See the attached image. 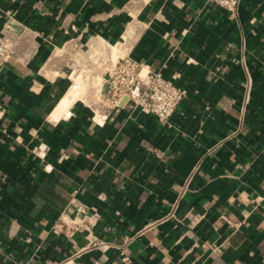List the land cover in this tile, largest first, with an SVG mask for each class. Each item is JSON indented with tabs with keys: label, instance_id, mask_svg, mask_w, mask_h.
I'll use <instances>...</instances> for the list:
<instances>
[{
	"label": "crops",
	"instance_id": "crops-1",
	"mask_svg": "<svg viewBox=\"0 0 264 264\" xmlns=\"http://www.w3.org/2000/svg\"><path fill=\"white\" fill-rule=\"evenodd\" d=\"M1 39L0 264H264V0H0ZM101 48L186 90L168 125L56 111Z\"/></svg>",
	"mask_w": 264,
	"mask_h": 264
},
{
	"label": "built area",
	"instance_id": "built-area-1",
	"mask_svg": "<svg viewBox=\"0 0 264 264\" xmlns=\"http://www.w3.org/2000/svg\"><path fill=\"white\" fill-rule=\"evenodd\" d=\"M240 0H209L212 6L229 14L235 13ZM19 35L16 36L18 38ZM13 46L0 40V67L4 64ZM73 74V73H71ZM71 74L69 77H71ZM70 79V78H69ZM94 99L104 108L128 104L155 119L158 123L168 125L175 110L186 97V90L164 78L159 72L143 70L141 63L129 57H121L106 74V88L103 85L94 91ZM96 108V113H98ZM83 211V209L81 210ZM85 212V211H83ZM96 217V214H92ZM85 217L73 219L69 223L60 220L51 229L55 237L72 239L86 226ZM233 227H237L234 225ZM94 245V243H92ZM91 245V246H92Z\"/></svg>",
	"mask_w": 264,
	"mask_h": 264
},
{
	"label": "rangeland",
	"instance_id": "rangeland-1",
	"mask_svg": "<svg viewBox=\"0 0 264 264\" xmlns=\"http://www.w3.org/2000/svg\"><path fill=\"white\" fill-rule=\"evenodd\" d=\"M114 51L113 49H111ZM116 53V51H115ZM88 55V54H87ZM92 57V66L93 67H82V68H76L71 78L67 81V87L73 86L72 79L75 76L79 75V82H83L82 89L83 94L86 93L88 89L92 88L94 91L101 87V85L104 84V77L102 74L104 72L108 73L109 70L113 67V65L117 61V55L116 54H109L105 51L103 52V48H101L100 53L98 52H91L89 55ZM95 72V74H93ZM94 75H97L94 77ZM94 79V80H93ZM83 94L80 98H83Z\"/></svg>",
	"mask_w": 264,
	"mask_h": 264
},
{
	"label": "bare ground",
	"instance_id": "bare-ground-1",
	"mask_svg": "<svg viewBox=\"0 0 264 264\" xmlns=\"http://www.w3.org/2000/svg\"><path fill=\"white\" fill-rule=\"evenodd\" d=\"M98 43V42H97ZM101 43V42H100ZM119 46V45H118ZM98 48V47H97ZM114 49H115V47H114ZM77 80H79V75L78 76H75V77H73V79H72V81H77ZM81 82V81H80ZM79 82V83H80ZM77 84V83H76ZM83 84V83H82ZM80 85H81V83H80ZM72 87V86H71ZM70 87V88H71ZM81 87H82V85L81 86H79V84L75 87V88H73V89H71V90H69L66 94H65V96L63 97V99H61V102L59 103V105H57V112H61V111H63V110H65L69 105H71V103L72 102H74V101H76L78 98H80L82 95V91H81ZM66 111V110H65ZM56 113V112H55ZM54 113V114H55ZM58 115V114H57ZM61 115V114H60ZM54 116V115H53ZM56 118V117H55Z\"/></svg>",
	"mask_w": 264,
	"mask_h": 264
}]
</instances>
